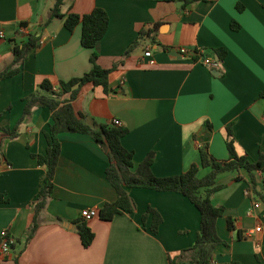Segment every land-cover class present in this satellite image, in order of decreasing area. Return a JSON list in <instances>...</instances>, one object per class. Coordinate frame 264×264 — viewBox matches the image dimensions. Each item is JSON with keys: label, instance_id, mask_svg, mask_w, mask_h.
<instances>
[{"label": "crops", "instance_id": "1", "mask_svg": "<svg viewBox=\"0 0 264 264\" xmlns=\"http://www.w3.org/2000/svg\"><path fill=\"white\" fill-rule=\"evenodd\" d=\"M54 3L0 0V71L12 63V41H24L27 34L38 37V46L18 73L0 80L3 129L15 126L28 95L45 93L43 80L55 86L92 67L93 50L81 45V24L70 31L64 18H49ZM95 7L108 16L97 63L107 69L116 66L107 91L85 84L72 105L94 127L119 120L128 129L121 144L133 153L132 171L149 152L154 153L151 172L158 177L180 174L199 162L201 146L215 159L226 160L227 128L238 154L255 160L264 153V0L185 5L173 0H62L59 10L63 16L83 15ZM21 22L24 34L18 31ZM180 47L200 49L213 58L218 57L215 50L224 55L217 67H207L181 55ZM147 50L149 57L144 56ZM50 123L49 109L36 107L19 124L15 138L0 130V195L6 199L0 202V232L6 230L11 239L9 249L0 250V264H170L171 259L189 264L200 213L177 192L128 188L135 209L111 220L95 216L86 221L94 238L88 247L81 244V210H98L116 199L105 175L109 158L84 133L58 134L53 188L30 231L45 172L32 154H44V131ZM208 171L200 169L199 176ZM257 175V190L264 196V171ZM217 183L222 187L211 201L224 207L216 221L224 243L214 248L211 264H264V200L247 194L244 170L221 173ZM148 207L161 216L156 233L150 231L151 214L142 220ZM227 217L233 229L227 227ZM257 226L260 231L253 232Z\"/></svg>", "mask_w": 264, "mask_h": 264}, {"label": "trees", "instance_id": "2", "mask_svg": "<svg viewBox=\"0 0 264 264\" xmlns=\"http://www.w3.org/2000/svg\"><path fill=\"white\" fill-rule=\"evenodd\" d=\"M173 1H180L182 5H185L196 0ZM61 2L62 0H55L49 18H64V26L70 31L77 24H81V45L93 50L90 55L92 67L82 76L68 81H59L55 86L51 81L43 80L40 88L45 93L34 92L24 99L23 112L15 126L11 130L0 127V130L4 131L9 138H15L18 134L19 124L32 113L34 108L46 107L51 114V123L48 129L44 131L47 142L45 152L44 154H32L36 162L44 166L45 172L34 203L33 223L30 231L36 227V219L45 208L53 188L55 168L60 154L58 134L61 132H79L89 135L109 158L105 175L116 192V199L113 202L104 203L97 210V216L102 220H111L116 214L132 212L135 209V202L129 196L128 188H146L180 193L187 197L200 213L199 228L195 241L190 248L191 260L189 264H211L214 248L218 244L224 243L216 231V221L223 215L224 207L215 205L211 201V195L222 187L217 183V177L221 173H238L240 170H244L247 174V194L252 192L259 194V197L264 200V196L257 190L259 185L257 173L264 171V153L260 152L255 160H251L245 154H238L234 147L231 129L227 128L225 144L228 158L226 160L215 159L209 154L206 146H201L199 148V162L192 163L187 170L180 174L158 177L151 172L150 165L154 153L149 152L132 171L133 153L126 150L121 144V138L128 132V129L113 123L100 124L94 127L88 124L84 120L83 114L75 111L72 105L81 87L85 84L101 86L104 91L108 90L109 75L116 64L107 69L100 67L97 63L99 57L98 45L107 30L108 16L99 7H95L83 15L69 13L63 16L59 10ZM24 25L25 23L21 22L19 27ZM136 43L137 41L132 42L127 52L132 50ZM11 45L13 60L7 68L0 71V80L18 73L19 66L26 59L29 51L38 46V37L35 34H27L26 40L19 43L12 41ZM215 53L218 55L219 60L224 55L220 50H215ZM201 56L207 55L202 53ZM260 96L264 98V90L260 93ZM202 168H209V171L207 174L199 176V170ZM236 179H239L238 175ZM5 200L3 195H0V202ZM148 214L152 216L150 231L156 233L161 222V216L155 209L148 207L142 216L143 221ZM226 223L229 229L235 227L230 217L226 218ZM77 232L81 244L84 247L90 246L94 233L86 221H80L77 225ZM170 264H178L177 259H171Z\"/></svg>", "mask_w": 264, "mask_h": 264}, {"label": "built area", "instance_id": "3", "mask_svg": "<svg viewBox=\"0 0 264 264\" xmlns=\"http://www.w3.org/2000/svg\"><path fill=\"white\" fill-rule=\"evenodd\" d=\"M19 33L24 34L26 33V28L25 26H20L18 29ZM0 37H4L3 33L0 32ZM179 52L181 55L183 56H190L191 58H193V60H195L194 58L196 57L197 61H200L203 65L207 66V67H217L218 65V60H216L213 57L210 56H201V54L203 53L202 50L200 49H192L189 50L185 47H180L179 48ZM144 56L149 57L150 56V52L149 50H147L146 52H144ZM195 60V61H196ZM150 63H153V60L149 61ZM113 124L120 126L121 123L119 120H113L112 121ZM253 207H258L257 202H254ZM80 215L82 217V219L84 221H89L91 220L93 217L97 216V210L94 208H84L81 210ZM261 227L257 226L253 232L256 231H260ZM252 231L248 232L247 235H250L253 233ZM11 243V239L7 236V232L6 230H3L0 232V250L1 252L5 253L8 249H9V245Z\"/></svg>", "mask_w": 264, "mask_h": 264}, {"label": "water", "instance_id": "4", "mask_svg": "<svg viewBox=\"0 0 264 264\" xmlns=\"http://www.w3.org/2000/svg\"><path fill=\"white\" fill-rule=\"evenodd\" d=\"M215 59L218 60V57L216 56ZM179 264H186V263H179Z\"/></svg>", "mask_w": 264, "mask_h": 264}, {"label": "rangeland", "instance_id": "5", "mask_svg": "<svg viewBox=\"0 0 264 264\" xmlns=\"http://www.w3.org/2000/svg\"><path fill=\"white\" fill-rule=\"evenodd\" d=\"M92 242H93V240H92ZM92 242H91V244H92ZM91 244H90V245H91Z\"/></svg>", "mask_w": 264, "mask_h": 264}]
</instances>
